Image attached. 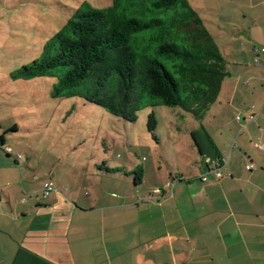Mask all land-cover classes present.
<instances>
[{
	"label": "crops",
	"instance_id": "crops-1",
	"mask_svg": "<svg viewBox=\"0 0 264 264\" xmlns=\"http://www.w3.org/2000/svg\"><path fill=\"white\" fill-rule=\"evenodd\" d=\"M11 1L0 0V15ZM187 1L227 71L215 101L192 113L189 165L144 189L141 163L136 184L127 166L113 179L42 180L28 158L3 156L0 132V264H264V149L255 145L264 143V0ZM46 180L54 187L43 197Z\"/></svg>",
	"mask_w": 264,
	"mask_h": 264
},
{
	"label": "rangeland",
	"instance_id": "rangeland-1",
	"mask_svg": "<svg viewBox=\"0 0 264 264\" xmlns=\"http://www.w3.org/2000/svg\"><path fill=\"white\" fill-rule=\"evenodd\" d=\"M17 1L5 8L8 14L0 15V132L13 149L10 161L20 153V163L26 158L31 163L28 173L42 180L52 173L54 181L69 178L78 181L74 184L84 178L93 182L94 174L117 178L125 166L132 172L133 163H141L148 172L142 189L146 181L153 186L154 174L167 176L177 165L183 169L189 165L193 157L190 133L199 123L185 91H181L183 106L143 107L134 121H128L79 97L51 98L53 78L10 77L39 55L42 44L82 3L102 8L112 0ZM150 113L156 120L152 133L147 129Z\"/></svg>",
	"mask_w": 264,
	"mask_h": 264
},
{
	"label": "trees",
	"instance_id": "trees-1",
	"mask_svg": "<svg viewBox=\"0 0 264 264\" xmlns=\"http://www.w3.org/2000/svg\"><path fill=\"white\" fill-rule=\"evenodd\" d=\"M225 65L187 0H112L102 8L82 3L10 77L53 78L51 98L79 97L134 121L143 107L183 106L181 91L193 108L207 109L227 75ZM155 127L150 113L147 129ZM131 174L136 184L143 171Z\"/></svg>",
	"mask_w": 264,
	"mask_h": 264
},
{
	"label": "built area",
	"instance_id": "built-area-1",
	"mask_svg": "<svg viewBox=\"0 0 264 264\" xmlns=\"http://www.w3.org/2000/svg\"><path fill=\"white\" fill-rule=\"evenodd\" d=\"M263 51V49H262ZM256 117V114H249V115H246V116H242V115H237L236 116V119L238 121H252L254 120ZM1 136V135H0ZM256 147L259 148V149H264V143L260 142V141H257L255 143ZM3 148V151L6 153V154H11L13 152V149L11 146L9 145H3L2 146ZM18 159H21L22 156L20 153L17 154L16 156ZM207 163L215 170V175L217 178L221 177V173L219 172L218 170V163L215 161V160H208ZM253 168V165L252 164H248L246 166V169L247 170H251ZM203 181L206 180L205 177H202L201 178ZM53 186H54V182L52 180H46L43 182L42 184V196L45 197V196H48L49 193L53 190ZM152 193L153 194H156V195H160L162 194V189L161 188H154L152 190Z\"/></svg>",
	"mask_w": 264,
	"mask_h": 264
}]
</instances>
